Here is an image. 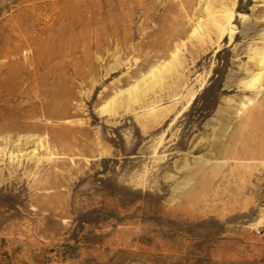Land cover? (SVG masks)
<instances>
[{"label":"rangeland","instance_id":"obj_1","mask_svg":"<svg viewBox=\"0 0 264 264\" xmlns=\"http://www.w3.org/2000/svg\"><path fill=\"white\" fill-rule=\"evenodd\" d=\"M0 264H264V0H0Z\"/></svg>","mask_w":264,"mask_h":264}]
</instances>
